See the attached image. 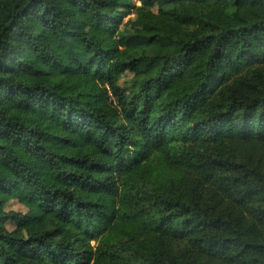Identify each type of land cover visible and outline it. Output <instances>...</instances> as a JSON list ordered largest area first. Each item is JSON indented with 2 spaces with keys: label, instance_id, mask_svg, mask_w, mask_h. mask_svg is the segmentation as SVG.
Returning <instances> with one entry per match:
<instances>
[{
  "label": "trees",
  "instance_id": "trees-1",
  "mask_svg": "<svg viewBox=\"0 0 264 264\" xmlns=\"http://www.w3.org/2000/svg\"><path fill=\"white\" fill-rule=\"evenodd\" d=\"M138 2L0 0V264H264V0Z\"/></svg>",
  "mask_w": 264,
  "mask_h": 264
},
{
  "label": "rangeland",
  "instance_id": "rangeland-1",
  "mask_svg": "<svg viewBox=\"0 0 264 264\" xmlns=\"http://www.w3.org/2000/svg\"><path fill=\"white\" fill-rule=\"evenodd\" d=\"M120 27L123 30L131 32V31H133L134 28L140 27V23L135 19V17L132 15V13H130V14H126V16L123 18V21H122V24ZM88 33L94 39H100V38H103L107 35H110L111 31L99 33V32H96L94 30L88 29ZM128 77H129V75H127L125 77V79H127ZM242 149H243V154L245 155V157H247L250 161L254 162L261 157V152H262L261 149H264V145L257 146V147L246 145V146L242 147ZM242 149H241V151H242ZM254 152H255V155H254ZM263 163H264V161H263ZM0 176L6 180V182H5L6 187L11 190V193L6 197L7 203H6L5 209L8 211H15V212L24 213L25 208L23 207V205L21 204L20 201L22 199H25L28 197V195L30 193L29 188H27L25 186H20L18 188H14V186L12 184H10V182L7 180L6 171L4 169H0ZM23 226L28 227V228L33 227L29 221L24 222ZM8 229L12 230L13 226L11 224L8 225Z\"/></svg>",
  "mask_w": 264,
  "mask_h": 264
},
{
  "label": "built area",
  "instance_id": "built-area-1",
  "mask_svg": "<svg viewBox=\"0 0 264 264\" xmlns=\"http://www.w3.org/2000/svg\"><path fill=\"white\" fill-rule=\"evenodd\" d=\"M135 2H136L137 4H139L138 0H135Z\"/></svg>",
  "mask_w": 264,
  "mask_h": 264
}]
</instances>
